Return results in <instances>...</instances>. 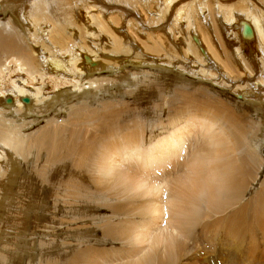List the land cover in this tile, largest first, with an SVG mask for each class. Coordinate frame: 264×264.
<instances>
[{
	"label": "bare ground",
	"instance_id": "obj_1",
	"mask_svg": "<svg viewBox=\"0 0 264 264\" xmlns=\"http://www.w3.org/2000/svg\"><path fill=\"white\" fill-rule=\"evenodd\" d=\"M0 11V264H179L182 241L202 233L224 240L215 253L262 258L245 243L264 239V182L245 194L264 167V0H0ZM149 78L166 91L147 92ZM52 111L67 118L25 133ZM221 215V230L203 224ZM62 227L72 243L56 241Z\"/></svg>",
	"mask_w": 264,
	"mask_h": 264
},
{
	"label": "rangeland",
	"instance_id": "obj_2",
	"mask_svg": "<svg viewBox=\"0 0 264 264\" xmlns=\"http://www.w3.org/2000/svg\"><path fill=\"white\" fill-rule=\"evenodd\" d=\"M110 4L111 5H113V6H115L114 8H116V7H123L122 9H120V11H123V10H126V9H129V8H127L128 7V5L127 4H125V3H123L122 2V4L121 3H117V2H114V3H112V2H110ZM119 5V6H118ZM127 5V6H126ZM0 14H1V11H0ZM147 71H150V70H148V69H146L145 70V72L146 73H148ZM159 73V74H158ZM150 74L151 75H153V76H160V72L159 71H150ZM186 77H188L187 79L192 83V84H197V82H199L201 79H199V78H197V77H191V76H186ZM152 82H151V81ZM148 83H150L149 85H146V88H147V92H149L150 91V88H154V90L155 91H157L158 90V88L157 87H159L160 85H162V88H163V90L164 89H166L167 88V86H165V84L164 83H158L159 84V86L155 83V82H153V80L152 79H150L149 78V80H148ZM151 83H153V84H151ZM157 86H156V85ZM164 85V86H163ZM154 86V87H153ZM125 89H124V92H126V93H128V95H126L125 94V96H124V99H122L120 102H121V104L122 103H132V100H131V96H130V94H131V91L129 92L128 90H130L131 88H127V87H124ZM135 88H132V92H134L135 90H134ZM164 91H166V90H164ZM225 92V94L224 95H221V99H225V100H227L229 103H230V101H231V106L233 107V108H235L236 110H237V112L238 113H240V112H242L241 114H243V112L244 111H249L250 110V116H251V118H252V120H254V121H256V122H258V117H256V115H255V112H254V110L252 109V107H249L248 105H245L244 104V102L242 101V99H238L235 95H232V94H230V93H228L227 91H224ZM106 93V92H105ZM104 92L102 93V95H101V97L103 98H101V97H99L98 98V101L100 102L101 101V105H103V103H104V101L106 102V104H109V103H111V100H112V97L109 95V94H105ZM218 97L220 96L218 93L216 94ZM129 97V98H128ZM121 99V98H120ZM138 99H140V98H138ZM103 100V101H102ZM110 100V101H109ZM235 100V101H234ZM71 104L72 105H74V104H78V105H80V102L78 101V100H76V99H74V100H72V102H71ZM105 104V103H104ZM133 105V104H132ZM179 105V104H178ZM97 106V105H96ZM95 106V107H96ZM100 107V106H99ZM143 107V105H140L139 106V108H142ZM97 108V107H96ZM151 113H152V110H151ZM254 113V114H253ZM56 114V115H55ZM145 115V118L146 117H148L149 116V113H144ZM244 115V114H243ZM41 116V117H40ZM40 116H37V115H34V117H30V118H28V119H26L27 120V122H35L37 119L40 121H38V124H34V126H32V128H26V134H28V135H30V134H32L33 132H35V131H38L40 128L42 129L43 128V126H45L46 127V125H47V127H48V124H50L51 122H60V123H62V122H64V119L65 118H67L66 117V114L65 113H57V112H55V111H52V112H50L49 114H46V115H44V116H42V115H40ZM12 117V116H11ZM56 117V118H55ZM65 117V118H64ZM46 118H47V121H45L46 120ZM49 118V119H48ZM63 118V119H62ZM42 119V120H41ZM57 119V120H56ZM63 121H62V120ZM35 120V121H34ZM36 121V122H37ZM42 121V122H41ZM47 122H48V124H47ZM50 122V123H49ZM46 123V124H45ZM44 127V128H45ZM40 129V130H41ZM34 138V137H33ZM261 155L263 156V159H264V148H263V152L261 153ZM22 163V162H21ZM25 163H22V167H23V169L25 170V172L27 173V175L29 176V174L32 172V169H31V167H32V165H29L28 167H27V165L25 164ZM263 165H264V161H263ZM263 170H264V167H263ZM263 170H260V172H261V175H260V177H259V180L258 181H256L254 184H253V186L251 187V189L250 190H248V191H246V194H245V202H247V201H249V200H252L253 199V197H255V195H256V192L260 189V187H261V183L262 182H264V171ZM28 171V172H27ZM29 173V174H28ZM92 181V180H91ZM49 187H46V189H43V191L45 192V193H43V196L42 197H46L47 196V198H50V193H49ZM38 195V194H37ZM45 195V196H44ZM62 197H64V196H62ZM47 202H48V207H47V210H49V211H51L52 210V207H53V203H51L52 201H50L49 199H47ZM56 206H58V208H59V210H57L56 212H59L58 214H59V216H61V214H62V211H63V208H64V200H63V198H59V197H57L56 198ZM119 203H123V202H119ZM51 208V209H50ZM52 211H54V208H53V210ZM51 213V212H50ZM100 213V215L102 216V218H104V219H111L112 218V213L109 211V210H107V209H103L102 210V212H99ZM44 215V214H43ZM48 215V216H47ZM51 215V216H50ZM104 216V217H103ZM224 215H221V216H218V217H216V218H214L213 220L212 219H207V220H205L204 222H203V224L204 225H207V224H209L208 226H207V228L209 227V226H212V228H211V230H212V232H215L216 230H221L222 228H224V226L222 225V222H220V218L221 217H223ZM40 217H42V216H40ZM43 217H46L47 219H51L52 217H53V215H52V213L51 214H49V212H47L46 213V216H43ZM224 219V218H223ZM212 221H215V223H216V221H218L216 224H217V226H214V225H212L211 224V222ZM221 221H223V220H221ZM226 222H228L227 220H226ZM42 223L43 222H41L39 225H42ZM214 223V224H215ZM50 225V224H49ZM79 226H81V224H78V225H75V227L74 228H76V227H79ZM50 227H53V226H50ZM32 228H33V226L31 225V228H30V230H32ZM63 229L65 230L66 228H64V227H62V228H60V230H61V232L59 233V234H57L56 233V235H55V239H56V241L58 242V244H60V245H62L63 244V242L66 240V242H69L70 240L69 239H71V237L69 238L68 236H67V234L66 233H64V232H62L63 231ZM60 237H59V236ZM38 236H42V237H45L47 240H54V237H51L50 236V238L49 237H47V236H45V235H43L42 233L41 234H39ZM96 238H99V239H101V238H103V234H102V230H98V233H96ZM66 237H68V238H66ZM199 238H200V240L199 241H197V244L196 245H194V243L192 242V241H190V240H183L182 241V243H181V247L183 248V246H186V249H183L182 250V248L180 249L181 250V262L179 263V264H212L213 262L215 263V264H263L264 263V254H262L261 255V257L262 258H258V259H253L251 256H246L245 255V253H244V255L243 256H238V255H235V254H229V253H226L225 255H221V254H218L217 252L215 253L214 251L216 250V248H217V246L218 245H224L225 244V242H224V240L223 241H219V242H216V241H210V242H206L205 241V234H199V236H198ZM66 238V239H65ZM11 239V238H10ZM211 239V238H210ZM213 240H217L218 238L215 236V238H212ZM94 241H96L95 239L93 240V242H91V245H93L94 247L96 246V248H98V249H106L107 250V252H111V250L113 251L114 249H115V251H118V252H121V251H123L124 249H125V245H122V244H120L119 242H114V241H111V240H108V241H106L103 245H96L95 243H94ZM195 241V242H196ZM73 241H70V243H72ZM183 242H185V243H183ZM192 242V243H191ZM249 242V243H248ZM260 242L261 243H256V242H252V241H246V243H245V245H246V248H248V247H256V248H260V249H262V250H264V239H261L260 240ZM62 243V244H61ZM219 243V244H218ZM252 244V245H251ZM193 245H194V250H192L193 249ZM122 247V248H121ZM228 247V246H227ZM127 248H129V247H126V249L125 250H127ZM123 249V250H122ZM228 250V249H227ZM37 252H38V250H37ZM206 253V254H205ZM208 254V255H207ZM157 255H159V254H157ZM26 261H27V259H28V256L26 255ZM90 259H92V260H94L91 256L89 257ZM164 261H166L165 259H164V257H162V262H164ZM200 261V262H199ZM212 261V262H211ZM211 262V263H210ZM261 262V263H260ZM27 263V262H26ZM167 263V262H166Z\"/></svg>",
	"mask_w": 264,
	"mask_h": 264
}]
</instances>
